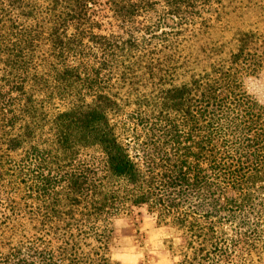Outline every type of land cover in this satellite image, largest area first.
I'll return each mask as SVG.
<instances>
[{"label":"trees","instance_id":"16d2710c","mask_svg":"<svg viewBox=\"0 0 264 264\" xmlns=\"http://www.w3.org/2000/svg\"><path fill=\"white\" fill-rule=\"evenodd\" d=\"M263 64L264 0H0V202L37 223L32 264H115L140 204L176 264H264V107L239 80Z\"/></svg>","mask_w":264,"mask_h":264},{"label":"rangeland","instance_id":"374dc122","mask_svg":"<svg viewBox=\"0 0 264 264\" xmlns=\"http://www.w3.org/2000/svg\"><path fill=\"white\" fill-rule=\"evenodd\" d=\"M185 13L198 15L195 10ZM212 36L216 38L219 34ZM239 80L241 89L264 107V64L252 73L242 74ZM136 128L135 140L141 141L145 138V129ZM126 135L133 140V133L126 132ZM15 201L0 202V264H32L44 244L35 238L37 223L27 217V207L18 198ZM173 235L171 228L156 222L154 213L146 205H129L113 217L108 254L115 264H176L181 255L169 248Z\"/></svg>","mask_w":264,"mask_h":264}]
</instances>
